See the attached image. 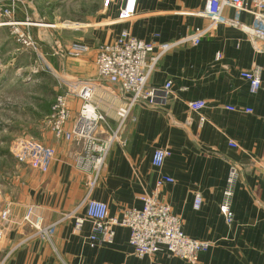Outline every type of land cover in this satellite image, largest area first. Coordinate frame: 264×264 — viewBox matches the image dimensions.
Returning <instances> with one entry per match:
<instances>
[{
	"label": "crops",
	"instance_id": "crops-1",
	"mask_svg": "<svg viewBox=\"0 0 264 264\" xmlns=\"http://www.w3.org/2000/svg\"><path fill=\"white\" fill-rule=\"evenodd\" d=\"M124 1L104 6L98 22L82 25L75 39L69 40L86 44L88 53L60 59L56 76L62 86L58 94L67 93L70 107L67 129L73 127L83 103L68 93L78 81L94 87L91 103L107 116L102 128L114 129L118 124L116 111L123 102L110 84L97 77L95 57L101 44L113 41L123 30L144 41L172 42L211 25L199 14L206 0H138L136 15L120 20ZM223 16L248 24L253 20L251 14L233 7H225ZM256 66L262 68L264 80V51H257L245 33L224 23L210 27L198 45L184 43L168 51L148 80L157 89L172 82L167 103L132 110L135 120L122 130L126 145L112 146L89 195L87 174L73 158L74 146L55 140L47 131L45 143L55 147L56 157L45 170L21 167L17 175L21 193L10 200L11 223L0 240V261L7 257L6 264H191L165 250L137 257L129 244V229L122 226L116 227L110 244L88 242L92 220L105 212L120 217L126 209H140L141 197L147 195L167 203L190 238L212 243L196 264H264V89L251 92L241 76ZM196 100L205 101L198 112L188 106ZM165 147L171 156L161 167L154 166V151ZM235 164L241 170L233 185L234 221L229 225L220 205ZM163 177L173 181L158 187ZM197 193L202 197L199 209L194 208ZM29 208L44 218V225H56L35 235L36 230L23 221ZM64 213L87 221L75 231V217L60 221Z\"/></svg>",
	"mask_w": 264,
	"mask_h": 264
},
{
	"label": "built area",
	"instance_id": "built-area-1",
	"mask_svg": "<svg viewBox=\"0 0 264 264\" xmlns=\"http://www.w3.org/2000/svg\"><path fill=\"white\" fill-rule=\"evenodd\" d=\"M137 1L125 0L118 18L129 20L134 17ZM110 4L111 0H105V7ZM225 7H233L251 14L252 22L248 24L224 17ZM6 13L9 14V11ZM199 14L211 21L210 27L224 23L242 31L257 51H264V0H206L205 9ZM210 27L199 28L176 41L162 43L144 41L133 36L129 31L123 30L113 41L105 42L97 48L95 57L97 77L100 81L110 84L123 102L116 111L118 124L114 129L102 128L107 116L97 111L92 105L94 87L90 82L78 81L68 91L83 101L71 129L66 128L71 116L67 93L57 95L47 118V127L55 140H65L74 146V161L77 167L87 174L88 195L98 184L100 173L112 146L115 143L126 145L127 140L123 137L122 130L129 120H135L132 110L139 105L156 109L167 103L172 87L171 81H167L162 89L148 85V80L159 60L168 51L181 44L198 45ZM13 29V33L25 49L37 51L35 41L29 32L18 26ZM88 51L89 47L86 44L75 41L65 45L58 56L60 59H78ZM217 56L221 57L220 54ZM261 69L256 66L241 72V76L249 82L253 93L264 89ZM188 106L192 111L198 112L205 107V101H190ZM226 108L230 111L236 110L233 106ZM244 111L252 112L251 109H244ZM230 145L236 146L233 142H230ZM171 153L168 147L156 149L152 158L153 165L161 167ZM13 154L30 168L45 170L56 157V149L47 144L17 143L13 147ZM240 170L237 164L231 166L224 191L225 199L220 205V212L229 225L234 221L231 197L233 185L240 175ZM172 181L170 177H163L158 181L157 186L160 187L164 182ZM141 200L143 206L140 209H126L120 217H111L105 212L102 217L92 220L88 242L92 246L110 244L114 240L116 227L122 226L129 229V244L137 257L142 258L165 250L169 255L179 257L191 264H196L199 254L208 251L212 246L209 241L190 238L183 231L181 218L173 213L167 203L147 195H143ZM201 204L202 197L197 193L194 198V208L199 209ZM11 210V202L4 201L0 210V240L3 239L11 223ZM71 217H75L74 213H64L60 221ZM23 221L36 230L35 235L47 233L56 225V223L44 225V218L36 215L33 208L27 210ZM86 221L85 217H75L74 230L80 231ZM6 258H3L0 264H6Z\"/></svg>",
	"mask_w": 264,
	"mask_h": 264
},
{
	"label": "rangeland",
	"instance_id": "rangeland-1",
	"mask_svg": "<svg viewBox=\"0 0 264 264\" xmlns=\"http://www.w3.org/2000/svg\"><path fill=\"white\" fill-rule=\"evenodd\" d=\"M104 2L0 0V210L17 199V175L29 167L14 156V145L46 144L47 118L62 89L58 53L79 28L99 21ZM16 26L30 33L39 54L21 45Z\"/></svg>",
	"mask_w": 264,
	"mask_h": 264
}]
</instances>
